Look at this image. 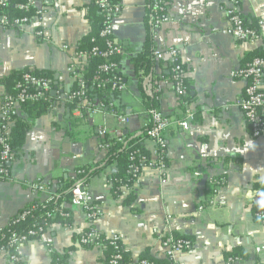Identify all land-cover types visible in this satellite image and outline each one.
<instances>
[{"label": "crops", "instance_id": "crops-1", "mask_svg": "<svg viewBox=\"0 0 264 264\" xmlns=\"http://www.w3.org/2000/svg\"><path fill=\"white\" fill-rule=\"evenodd\" d=\"M117 2L120 12L112 32L123 50L118 64L126 89L114 105L117 113L129 116L127 125L105 111L88 115L86 126L71 125L73 118L62 102L32 117L18 108L14 112L28 120V128L18 157L6 165L8 178L0 179V232L22 211L59 198L60 181L78 168L100 170L86 184L81 182L99 217L91 221L85 210L61 201L59 208L69 218L50 220L39 237L0 253V264H11L10 256L18 258L16 264H52L55 257L62 264H106L102 249L79 244L90 230L116 234L129 264L143 258L162 261L161 242L169 236L191 243L190 250L176 256L181 264H264V256L254 251L264 246V217L256 219L254 206L238 200L242 189L264 190V134L251 137L237 106L246 82L231 76L255 53L264 54V0L238 3L245 25L256 33L252 43L225 33L226 0H166L164 21L152 30L153 54L177 50L185 72L182 97L174 92L165 61L154 59L146 75L134 70L132 59L142 52L147 38V0ZM90 6L91 0H40L41 25L34 21L21 27L0 25V112L8 94L3 82L16 72L50 71L58 89L73 86L71 67L86 66L84 60L74 61L72 54L91 32ZM37 28L41 38L34 35ZM260 87L264 93V78ZM152 108L171 122L163 134L164 176L142 168L132 189L115 194L110 179L116 164H107L108 151L100 147L96 131L104 130L109 139L139 136L152 124L147 114ZM185 121L187 129L177 125ZM141 146L149 156L156 149L146 138ZM38 183L44 189L33 191L31 185ZM130 191L133 201L128 206L124 201ZM211 199L213 206L208 205ZM199 207L204 210L198 212ZM235 250L245 258L230 262L228 255Z\"/></svg>", "mask_w": 264, "mask_h": 264}, {"label": "built area", "instance_id": "built-area-1", "mask_svg": "<svg viewBox=\"0 0 264 264\" xmlns=\"http://www.w3.org/2000/svg\"><path fill=\"white\" fill-rule=\"evenodd\" d=\"M40 0H24L23 4H18L17 8L21 12H27L34 8L33 14L25 18H18L9 22L7 17L3 14L0 15V25L2 27H21L32 21L41 25L44 16V8L37 7ZM94 5L100 10L104 16L103 28L99 33V37L103 40L104 47L101 49L98 46L91 48L89 52L74 51L72 59L74 61L84 60L85 62L89 58H100L103 63L97 68L94 76L92 77V86L97 90H104L107 86H110L112 92H122L126 89L125 82L119 72V67L113 58L119 57L123 54L122 48L116 43L113 38L112 24L115 16L120 12L119 5H111L108 0H92ZM227 5L223 9L224 16L228 23V28L225 33L241 42H254L256 33L253 29L248 28L240 15L238 9L239 0H226ZM9 6L8 0H0V7L2 9ZM150 14L149 23L152 26V30L161 25L164 21L162 15L165 11V4L161 0H150L149 3ZM42 32L39 28L35 31L34 35L37 38L42 37ZM66 51L67 47H63ZM154 59L156 61H165L169 66L170 82L173 85L174 92L178 97L185 95L184 76L185 72L182 64L179 60V54L177 50L171 48L164 51L154 52ZM84 70V69H83ZM83 70L78 67H71L70 77L73 83L76 84V88L72 91V87L66 91L53 87L45 78L36 76L32 70H24L20 76V80L15 84L17 90L14 95H5L2 100L1 112H0V179L8 178L7 164L14 161L11 155V149L9 146L10 139V127L13 124L11 121V113L20 108L21 104L34 103L36 101L48 99L47 95L50 94L56 97L53 102L54 105L58 103L72 104L73 107H67L70 117L73 119H80L87 115H94L101 111H105L113 116L117 122L121 125H127L129 121L128 115H122L115 111L112 103H103L95 99L88 98L86 84L83 77ZM118 72L120 76H116ZM232 77L245 81V88L243 95L237 101V106L243 114L244 120L248 125L252 138H259L264 134V93L261 90L260 82L264 78V54L259 57L252 58L241 69L232 72ZM52 104V106H53ZM147 114L151 118V126L144 129V135L147 140H150L155 144V151L153 155H144L140 148L134 151V155L130 160L132 163L129 165V169L137 175L142 168H151L157 172L160 177L164 176L166 171V163L164 158L163 147L165 141L163 138L164 132L169 128L171 122L166 118L158 109L152 108L147 111ZM188 120L191 119V115H187ZM188 122H179L177 125L183 129H187ZM97 135L103 139L106 134L102 129H97ZM119 143L124 144L123 138H118ZM100 147L107 149V146L100 144ZM164 183V180H162ZM33 191H41L44 187L38 183L31 185ZM218 184H215V189L212 191L213 196L217 194ZM121 195L127 193L126 188L120 189ZM238 200L249 205H253L257 208L254 212L256 219H262L264 217V190L245 188L239 191ZM51 201V200H50ZM70 207H78L85 210L87 219L93 221L99 217V210H94L90 206V194L84 185L75 181L73 187L70 190ZM209 206L214 205V199L208 202ZM29 209L22 211L18 219L22 220L29 213ZM203 207L198 208V212H202ZM53 213H57L61 218H69L68 212L65 210H59L54 208ZM52 212L47 215L46 219H50ZM170 217H167L169 219ZM44 220L41 225H33L22 232H11L6 237V242L0 244V253L6 250H14L31 239L39 237L45 228L47 227V220ZM107 244L111 250L107 264H129L124 260L122 254V247L119 238L116 234H109L106 236L100 235L93 230L85 232L79 238V244L83 246H92L94 248H100ZM163 250L164 264H181L176 260V256L179 253L188 251L191 249V243L185 238H175L169 236L161 242ZM254 251L258 255L264 256V246H258L254 248ZM232 262V259H229ZM18 258L16 256H10V263L16 264ZM52 264H61V260L57 257L53 258ZM135 264H156L155 262L141 259Z\"/></svg>", "mask_w": 264, "mask_h": 264}, {"label": "trees", "instance_id": "trees-1", "mask_svg": "<svg viewBox=\"0 0 264 264\" xmlns=\"http://www.w3.org/2000/svg\"><path fill=\"white\" fill-rule=\"evenodd\" d=\"M9 6L2 9L0 7V15L3 14L7 17L9 22H12L15 19L18 18H25L33 14L34 8L30 9L27 12H21L18 8V4H23L24 0H8ZM111 5H118V0H108ZM163 4L166 3V0H161ZM150 0H147V38L143 45L142 52L134 57L132 59L133 67L135 72L142 71L143 75L148 74L150 71L153 63H154V55H153V39H152V26L149 23V14H150V7H149ZM88 19L91 23V32L84 37L79 44L76 47V51H84L89 52L92 47L98 46L99 48H103V40L99 37V33L103 28V22H104V16L100 12V10L94 5L93 1L91 0V6H90V12L88 15ZM263 54L255 53L253 57H259ZM113 61L117 63L118 67V57L113 58ZM103 63V60L100 58H89L86 61V66L83 70V77L86 84V90H87V96L88 98L95 99L97 101H101L103 103H112L114 109V100L118 99V95L120 92H112L110 90V86H107L104 90H97L92 86V77L94 76L95 72L97 71V68L100 66V64ZM26 71V70H25ZM23 71L16 72L9 78H7L3 85L8 93V95H14L16 94L17 90L15 89V84L20 80V76ZM120 72V69H119ZM33 73L41 78H45L53 87H56L55 82L56 79L54 78V74L50 71H33ZM121 74V72H120ZM118 72L115 73L116 76H120ZM121 77L123 78L122 74ZM124 80V78H123ZM76 88V84L73 83L72 91ZM48 99L45 101L40 100L36 101L34 103H24L20 105V110L23 114H25L28 117H32L33 115H40L42 113H45L51 109L53 102L56 100V97H53L52 95H47ZM67 107H73L72 104H66ZM87 114H84V116L80 119H72L70 121L71 125H79V126H86L88 123ZM11 121L13 124L10 127V139H9V146L11 149V155L13 156V159L18 157V154L23 146L25 134L27 131V124L28 120H25L21 117H18V115L15 112L11 113ZM124 144L119 143L115 139H109L107 136H105L101 140V144L107 146V164L109 163H115L117 171L115 174L111 177V189L115 194H120L121 188L126 189H132V186L134 182L136 181V178L138 176L135 175L130 169L129 165L132 163L130 160L131 156L134 155V151L137 148L141 149V152L144 155H147L145 150L141 146V140L145 139L144 130L139 136H123ZM92 168H78L74 171V175L71 177H68L66 179H62L60 181V188L56 192V196L59 198H53L51 201H49L47 204L44 205H34L33 207L29 208L28 214L23 218L22 220H19L18 217L20 214H18L12 221V223L2 230L0 232V244H4L6 242V237L11 232H22L29 228H32L33 225H41L43 221L47 218V215L52 212L54 208H59V204L61 201L69 202L70 201V190L73 187L75 181L83 182L86 184L87 178H89L92 175L98 174L100 172L99 169L91 171ZM133 201V195L132 192H128L126 198H125V204L130 205ZM59 210H61L59 208ZM257 208L254 206V211H256ZM67 212V211H66ZM68 219V218H67ZM47 222L51 220V222L55 221H61V217L57 213L51 214L50 219H46ZM64 225H67L69 222L64 221L62 222ZM102 250L106 254V264L108 263L109 256L111 255V250L107 246V244L104 243V246L102 247ZM122 254L124 256V260L127 262L124 252L122 251ZM230 259H241L245 258V256L239 251L235 250L231 254L228 255ZM146 260H149L148 258H143ZM156 264H164V261H153ZM128 263V262H127ZM62 264V262H61Z\"/></svg>", "mask_w": 264, "mask_h": 264}, {"label": "water", "instance_id": "water-1", "mask_svg": "<svg viewBox=\"0 0 264 264\" xmlns=\"http://www.w3.org/2000/svg\"><path fill=\"white\" fill-rule=\"evenodd\" d=\"M7 166L10 167L11 166V163H8Z\"/></svg>", "mask_w": 264, "mask_h": 264}]
</instances>
